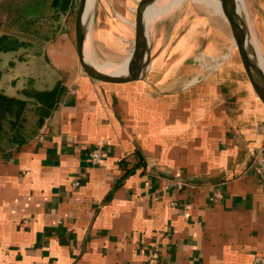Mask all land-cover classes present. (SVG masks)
<instances>
[{
  "label": "crops",
  "instance_id": "obj_1",
  "mask_svg": "<svg viewBox=\"0 0 264 264\" xmlns=\"http://www.w3.org/2000/svg\"><path fill=\"white\" fill-rule=\"evenodd\" d=\"M140 1L114 0L110 18L95 1L97 63L129 67ZM36 2L34 15L53 9ZM155 2L141 74L125 83L88 77L59 21L53 37L42 23L0 33L26 44L0 54V92L63 89L43 122L29 107L22 144L0 139V264H264L252 167L264 105L227 21L190 0ZM241 4L264 68V0Z\"/></svg>",
  "mask_w": 264,
  "mask_h": 264
},
{
  "label": "water",
  "instance_id": "obj_2",
  "mask_svg": "<svg viewBox=\"0 0 264 264\" xmlns=\"http://www.w3.org/2000/svg\"><path fill=\"white\" fill-rule=\"evenodd\" d=\"M76 1L77 6L75 8L74 23L69 35L73 40L85 74L91 79L114 84L125 83L139 78L141 74L140 64L141 61L143 62L147 49L143 17L146 8L154 0H141L137 6L135 48L126 74L124 76H118L117 78L101 74L85 60L83 55L85 53L86 40L81 31L87 0ZM219 2L223 8V14L231 27L237 53L246 77L258 99L264 105V68L241 0H219ZM89 45L91 47V42H89Z\"/></svg>",
  "mask_w": 264,
  "mask_h": 264
},
{
  "label": "rangeland",
  "instance_id": "obj_3",
  "mask_svg": "<svg viewBox=\"0 0 264 264\" xmlns=\"http://www.w3.org/2000/svg\"><path fill=\"white\" fill-rule=\"evenodd\" d=\"M46 1L47 3L45 4L49 6V3L51 2V0H44V2ZM95 1H99V0H95ZM100 1L102 2L104 8L107 11V16L108 17L111 16L112 8L114 7V0H100ZM155 1L156 0L151 2V4H149L148 7H152ZM190 1H193L195 5H199L204 10L208 9L210 11L212 18L219 20V21H221L220 19H223L225 22L227 21L225 15L223 14V11H220L221 10L220 8L222 7H221L219 0H198V1L190 0ZM35 5H37L36 0H0V33L5 31L8 33L17 34L19 32L18 27H24L29 30V31H25L27 34L33 35L37 33V31L33 30L35 26L33 24L36 23V27H37L38 24L42 23L41 24L42 30L45 33L47 32L46 36L53 37L52 33L57 32L58 30V29H52V27L55 26L53 22L59 21L58 25L62 26V32L65 33L66 36L69 35L72 29L73 23H74V17H75V11H76L75 8L77 6L76 0H71V4L69 8L66 10H62L60 7L49 10L48 12H46L47 13L46 17L37 15L39 14L38 11L35 12L36 16L32 14L34 7L36 8ZM44 13L43 15H45ZM55 17H58V19H55ZM43 18L45 19L43 20ZM92 24L94 25V22ZM73 53H74L75 60L78 61L77 66L83 71L77 51H74ZM94 53L95 52L91 49L89 45V52L87 54L90 55L89 57H92L93 59H95ZM83 56L85 58V54ZM115 67H119V65H116ZM100 73L106 76L113 77L112 74H109V73L107 74L102 73V72ZM33 109H35L34 106H33Z\"/></svg>",
  "mask_w": 264,
  "mask_h": 264
},
{
  "label": "trees",
  "instance_id": "obj_4",
  "mask_svg": "<svg viewBox=\"0 0 264 264\" xmlns=\"http://www.w3.org/2000/svg\"><path fill=\"white\" fill-rule=\"evenodd\" d=\"M71 0H52V7L62 10L69 8ZM26 44L17 38L0 36V54L14 52ZM0 69V80H1ZM63 89L56 85L48 91H24V98L7 96L0 92V139H6L13 144L24 142L23 129L26 122L27 111L35 106L39 115V122H43L59 104Z\"/></svg>",
  "mask_w": 264,
  "mask_h": 264
},
{
  "label": "bare ground",
  "instance_id": "obj_5",
  "mask_svg": "<svg viewBox=\"0 0 264 264\" xmlns=\"http://www.w3.org/2000/svg\"><path fill=\"white\" fill-rule=\"evenodd\" d=\"M94 5H95V0H87L85 12H84V20H83L81 32H82L83 37L86 40L85 41V59L89 64H91V66L94 69L98 70L99 72H102L105 74L109 73V74H112L114 76L122 74V73H126V71L128 70V67H115V65H113V64L101 65V64L97 63L92 57H89L90 55L87 54L89 52V42H90L91 37L93 36V33H94V29L91 26L92 19L94 17V15H93ZM156 5H157V3L155 2V4H153L151 9L149 10V13L147 14V23H149V25L154 20L155 14L153 13V11H154ZM129 62H130L129 60L126 61V64L128 66H129Z\"/></svg>",
  "mask_w": 264,
  "mask_h": 264
},
{
  "label": "built area",
  "instance_id": "obj_6",
  "mask_svg": "<svg viewBox=\"0 0 264 264\" xmlns=\"http://www.w3.org/2000/svg\"><path fill=\"white\" fill-rule=\"evenodd\" d=\"M103 159V150L101 147H94L93 149L90 150L89 153V160L90 163L93 166H98L101 164V161ZM252 167L255 170L256 173L259 175L264 176V149L260 152H258L252 160ZM77 184V183H76ZM218 199L217 196L213 197L211 199L212 202H216ZM257 262H264V258L262 259H257Z\"/></svg>",
  "mask_w": 264,
  "mask_h": 264
}]
</instances>
